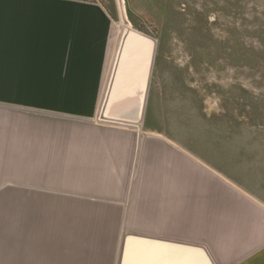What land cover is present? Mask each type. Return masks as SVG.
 <instances>
[{
	"label": "crops",
	"instance_id": "0c3cea01",
	"mask_svg": "<svg viewBox=\"0 0 264 264\" xmlns=\"http://www.w3.org/2000/svg\"><path fill=\"white\" fill-rule=\"evenodd\" d=\"M122 30L93 1L0 0V186L4 165H58L73 189L0 193V264H118L128 233L264 264V199L228 120L187 139L148 99L138 128L99 121Z\"/></svg>",
	"mask_w": 264,
	"mask_h": 264
},
{
	"label": "rangeland",
	"instance_id": "374dc122",
	"mask_svg": "<svg viewBox=\"0 0 264 264\" xmlns=\"http://www.w3.org/2000/svg\"><path fill=\"white\" fill-rule=\"evenodd\" d=\"M78 1L100 3L116 29L131 26L156 40L153 125L201 139L228 120L240 159L234 169L264 199V0ZM57 168L4 165L0 193L73 192L59 184Z\"/></svg>",
	"mask_w": 264,
	"mask_h": 264
},
{
	"label": "water",
	"instance_id": "95a60500",
	"mask_svg": "<svg viewBox=\"0 0 264 264\" xmlns=\"http://www.w3.org/2000/svg\"><path fill=\"white\" fill-rule=\"evenodd\" d=\"M156 40L143 30L124 27L112 66L99 121L138 128L150 90ZM118 264H215L202 245L130 234L122 239Z\"/></svg>",
	"mask_w": 264,
	"mask_h": 264
}]
</instances>
